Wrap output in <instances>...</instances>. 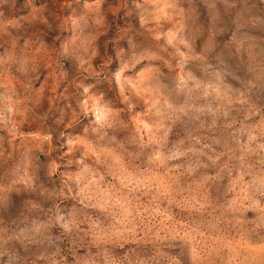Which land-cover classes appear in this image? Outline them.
<instances>
[{"label":"rangeland","instance_id":"1","mask_svg":"<svg viewBox=\"0 0 264 264\" xmlns=\"http://www.w3.org/2000/svg\"><path fill=\"white\" fill-rule=\"evenodd\" d=\"M0 264H264V0H0Z\"/></svg>","mask_w":264,"mask_h":264},{"label":"clouds","instance_id":"2","mask_svg":"<svg viewBox=\"0 0 264 264\" xmlns=\"http://www.w3.org/2000/svg\"><path fill=\"white\" fill-rule=\"evenodd\" d=\"M71 33H65L63 39H57L55 35L51 36L50 40L55 42V48L57 49V55H60V49L64 47L65 41L71 38ZM49 39H45V43H50ZM84 93H91L88 99L84 102L87 104L89 99L91 101V119L100 126H110L112 118L116 115V109L112 106L111 99L106 97L103 90L97 92H91V86L84 88Z\"/></svg>","mask_w":264,"mask_h":264}]
</instances>
